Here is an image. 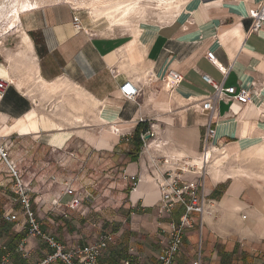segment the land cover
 Instances as JSON below:
<instances>
[{"label": "crops", "instance_id": "1", "mask_svg": "<svg viewBox=\"0 0 264 264\" xmlns=\"http://www.w3.org/2000/svg\"><path fill=\"white\" fill-rule=\"evenodd\" d=\"M104 1L134 9L119 22L96 18L71 1L42 4L19 13L0 48V78L10 83L0 99V147L19 178L21 161L31 165L30 179H49L65 159L82 161L84 150L89 158H105L124 185L132 184L130 175L139 177L126 202L117 205L128 213L127 221L104 216L115 206L108 202L110 208L90 205L94 212L102 209L104 217L97 213L96 221L84 224L93 215H81L79 221L70 217L82 203L76 194L73 202L66 186L56 193L28 187L41 231L68 246H82L109 229L103 232L114 233V240L98 264L127 259L158 264L167 228L179 221L183 207L159 213L156 166L165 168L159 165L164 157L196 162L213 115V163L198 189L205 209L192 214L193 226L172 264H264V23L251 32L248 18L261 0ZM75 15L81 30L74 28ZM168 71L180 73L182 80L168 86ZM202 74L225 87H250V102L219 101L212 112L202 111L199 100L212 91ZM125 80L140 90L136 99L121 96ZM138 125L142 132H153L146 147L138 148L133 138ZM247 152L255 169L239 174L222 166L214 174L219 160L248 163ZM182 178L197 180L199 175L186 171ZM115 195L119 199L123 193ZM6 214L16 219L6 221ZM28 228L15 178L0 157V257L9 254L14 264L44 258L49 248ZM21 243L26 257L18 250Z\"/></svg>", "mask_w": 264, "mask_h": 264}, {"label": "built area", "instance_id": "2", "mask_svg": "<svg viewBox=\"0 0 264 264\" xmlns=\"http://www.w3.org/2000/svg\"><path fill=\"white\" fill-rule=\"evenodd\" d=\"M248 18L251 20L249 30L251 32H258L264 23V0H261L256 8H252L248 11ZM74 28L81 30L82 26L79 22L78 16L73 17ZM207 58L215 62V56L213 52L206 54ZM168 86L179 83L182 80L180 73L176 71H168L165 76ZM202 79L212 87V91L204 95L200 101V109L204 112H212L215 105L219 101L233 102L236 101L240 104H246L250 102V87H225L222 83L214 81L206 74H202ZM9 82L0 78V99H2L9 87ZM121 96L124 98L134 100L138 97L140 90L130 80L123 81L119 86ZM216 117L211 116L209 125L205 131L204 137L201 142V151L197 157V161L192 159L186 162L180 159L174 160L164 157L159 165H165L164 169H160L156 166V184L158 186L159 199H158V211L159 213L169 212L175 205L183 207V212L177 223H170L168 231V241L165 250L158 255V264H172L173 258L176 253L181 249L183 238L186 230L193 224L192 214L197 213L202 215L205 209V196L198 194V189L203 188L204 175L206 173V167L211 161V153L213 152L212 139L215 135V129L211 125L214 123ZM140 140L142 146L146 147L148 138L153 136V132L144 131L140 133ZM0 157L5 161L11 175L15 178L18 200L21 203L26 218L28 220V230L33 236L40 237L49 248V252L44 256L41 261L31 264H98V259L102 256L108 245L114 240V233L102 232L92 242L85 245L68 246L51 235L43 233L40 229L38 222L34 219V213L30 208V198L28 196V189L25 185H22L20 178L17 176V171L6 158V153L2 147H0ZM155 160L153 161L155 165ZM177 162L182 165L179 167ZM186 171L197 172L199 178L197 180H184L182 174ZM129 180L132 183V190L135 189L139 182V177L130 175ZM65 192L68 195H74L75 191L70 187H65ZM6 221H13L16 219L14 214H6L3 216ZM18 250L22 253V256L26 257L27 253L23 249L22 243L18 246ZM0 264H14L9 254L2 255L0 257ZM27 264V263H20ZM123 264H130L127 259Z\"/></svg>", "mask_w": 264, "mask_h": 264}, {"label": "rangeland", "instance_id": "3", "mask_svg": "<svg viewBox=\"0 0 264 264\" xmlns=\"http://www.w3.org/2000/svg\"><path fill=\"white\" fill-rule=\"evenodd\" d=\"M4 1L5 0H0V3L4 2ZM19 1H22V0H19ZM30 1L35 2L36 5L33 6L32 8H29V9H35V8H38L39 5L52 3V2L71 1L78 10L90 11L95 15L96 18L102 17L103 20L108 18L104 14L106 12L105 10H107L108 12H113L114 18L116 19L118 17V19H119V16L121 17V15L123 14V13H121L122 10L125 9V11L127 12V9L129 8L130 10L127 12V14H129L134 9V6H132V4L131 5H125L124 2H115L114 4H111V3H107V1H104V0H30ZM115 9L116 10L118 9V10L116 11ZM9 16H10V14L8 16H6V18H4L2 15H0V48L2 47L3 38L5 36L7 29L11 28L10 24L7 25V19L9 18ZM35 87L38 88V90L39 89L41 90V88H39V85L36 84ZM7 90H8V88H7ZM42 102H43V100L40 101L41 104H42ZM24 145L26 147H28L27 143H24ZM17 147L20 148L21 145H18ZM66 151H68V150H66ZM86 151L87 150L83 151V157L84 158L82 161H80L79 159H77V160L74 159V156H72V158H70V159H68V158L65 159L62 169L61 170H57V169L52 170V172H54V173H52V175L50 176L49 179H48V177L42 178V176L37 178V180L30 179L28 171L31 168V165H29L26 161L25 162L21 161L20 164L16 165V167L18 170L22 171V172L19 171L20 176L22 178V179L20 178L22 185H25L26 188L29 187V189H32L33 191L35 190L36 192L46 191V192H51V193H53V192L56 193L59 190L63 189V187L70 186L75 191L74 194L77 195V196L72 195V196H74L73 202L76 201L75 196L79 200H81L80 202L82 203V205H81L82 210L80 212H71L68 214L71 215L70 217H72V219H76V221L80 220L81 215H82V217H86V215H93L92 218L89 220H87L88 218H86L84 224H87L86 222H88V224H89V222L96 221L95 215L97 213H98L100 219H102V217L106 216V217H108V219H115L116 221L120 220L121 218L123 220L127 221L126 217L128 216V213H126L124 211H119L117 209V205L119 203L123 204L124 202H126V200L128 199V194H129L130 190H132V187H133L132 184L130 185L129 183H127L126 185H124V184L120 183L118 181V178H117V176H118L116 173L117 170H112L111 168H108L109 163L108 164L106 163L105 158H102V160L99 156H94V159H92L91 157L89 158V156H87L88 153ZM15 154L20 156L22 153L17 151ZM246 156H247L246 157L247 160H249L251 158L250 152H247ZM212 158H213V154L211 153V159ZM212 163L213 162L211 160L209 162V164L207 165V167L209 168V166L212 165ZM217 166L220 168L222 166H226L227 168L232 169L235 172L237 171L240 174V173H243L245 171L250 172L251 169H255L256 164H252L251 160H249L248 163H242V164L238 163L237 165L235 163H231V164L225 165V163L223 164V160H219L214 165V167H217ZM38 167H40V166H38ZM207 167H206V173H205L204 177L207 175V171H208ZM37 171H40L39 168L37 169ZM5 183H7V182H5ZM9 183H11V182H9ZM89 188L96 190L97 194L91 193ZM118 192L123 193V195L119 196L120 197L119 199H117L116 198L117 195H115ZM31 193H32V191H31ZM113 193H115V194H113ZM113 195H115V196H113ZM70 202H72V199H69V201L66 203H70ZM108 202L109 203L115 202V203L111 204V205H115L112 210H111V208H110L111 206L108 204ZM97 203H98V206H103V205L108 204L107 208L109 207L111 211L109 210V212L104 213V216H101L102 215V211H101L102 209L100 211L97 210V212H94L93 208L90 207V205L94 206V204H97ZM104 209H106V208H104ZM82 213H84V214H82ZM193 223H194V220H193ZM82 224H83V222H80V225H82ZM192 226H193V224H192ZM101 229L103 230L102 226H100L99 230H101ZM104 230L109 231V229H104Z\"/></svg>", "mask_w": 264, "mask_h": 264}, {"label": "bare ground", "instance_id": "4", "mask_svg": "<svg viewBox=\"0 0 264 264\" xmlns=\"http://www.w3.org/2000/svg\"><path fill=\"white\" fill-rule=\"evenodd\" d=\"M96 3V2H95ZM36 3L30 0H5L4 2L0 3V15H2L4 18H6V16H9V18L7 19V25L10 24L11 27L14 26L15 21L18 20L19 18V13L22 11H26L29 8H32L33 6H35ZM125 8V7H124ZM116 10V9H115ZM118 10V9H117ZM116 10V11H117ZM130 9H127V12ZM106 12L104 13L108 18L109 17H113L114 18V13L113 12H108L107 10H105ZM127 12L124 10L121 11V13H123L121 15V17L119 16L118 21L120 22L125 15H127ZM96 14V13H95ZM117 16V15H116ZM118 18V17H117ZM116 18V19H117ZM108 20V19H107ZM10 79V78H9ZM11 81V80H10ZM61 84V83H60ZM63 85V84H61ZM59 86V85H58ZM196 159V158H195ZM214 174L217 175V173L220 172V168L217 166L214 168Z\"/></svg>", "mask_w": 264, "mask_h": 264}, {"label": "trees", "instance_id": "5", "mask_svg": "<svg viewBox=\"0 0 264 264\" xmlns=\"http://www.w3.org/2000/svg\"><path fill=\"white\" fill-rule=\"evenodd\" d=\"M141 127H139V125L137 126V128L135 129L134 131V135H133V138L134 140L137 141V147L139 148L141 145H142V142L140 140V132H142L143 130L141 129Z\"/></svg>", "mask_w": 264, "mask_h": 264}]
</instances>
